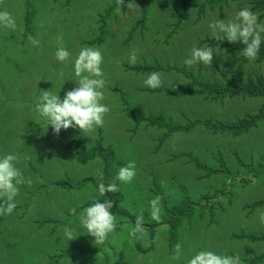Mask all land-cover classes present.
Segmentation results:
<instances>
[{"label":"rangeland","instance_id":"1","mask_svg":"<svg viewBox=\"0 0 264 264\" xmlns=\"http://www.w3.org/2000/svg\"><path fill=\"white\" fill-rule=\"evenodd\" d=\"M140 1L106 14L118 0H0V10L16 19L15 30L0 28V154L18 155L26 177L14 214L0 217V264H187L201 249L264 264V173L258 172L264 120L238 136L213 128L257 113L264 102L218 93L264 79V60L249 61L242 50L210 41V24L234 21L250 2L194 0L178 20L180 0H149L142 20ZM85 46L104 55L102 102L110 108L104 126L92 133H44L35 111L39 96L58 94L65 83L63 98L76 87L72 61ZM58 47L69 49V61L55 59ZM194 47L213 49L210 66L185 64ZM134 50L133 65L128 57ZM61 71L63 80L57 78ZM151 72L162 74L158 89L143 83ZM204 89L209 92L199 94ZM196 120L212 124L184 128ZM130 162L136 176L115 194L116 232L102 246L86 232L67 245L63 231L79 228V211L98 196L96 185L106 177L114 182ZM157 198L160 221L177 218L173 228L153 226L151 202ZM168 209L178 211L173 217ZM141 214L146 235L129 243L128 230Z\"/></svg>","mask_w":264,"mask_h":264},{"label":"clouds","instance_id":"2","mask_svg":"<svg viewBox=\"0 0 264 264\" xmlns=\"http://www.w3.org/2000/svg\"><path fill=\"white\" fill-rule=\"evenodd\" d=\"M118 3L124 4V0H118ZM257 17L258 14L251 9L241 8L236 13L234 21L217 18L209 26L216 39L242 44V56L249 61H254L259 57L261 47L264 45V38H262L264 25L257 22ZM0 28L15 30L16 19L10 12L0 10ZM32 43L37 45L38 41L32 40ZM213 54L211 47H194L191 58L185 60V64L191 66L198 63L210 66ZM137 58V52L134 50L128 57V61L134 65ZM55 59L63 64L71 59V52L66 47H58L55 51ZM103 63L104 55L98 48L85 46L72 61V76L76 87L66 91L63 98L59 93L65 83L58 94L51 90L42 91L35 111L39 120L46 126L44 133H47L49 128L56 136L62 130L66 131L70 128L78 129L82 133H92L104 126L105 117L110 108L102 102L105 99L106 84ZM161 75L159 72H151L144 80V85L150 89L160 88L163 83ZM57 78L63 80L64 72H59ZM18 164V155L0 154V217L13 215L18 207L20 186L26 182L24 172ZM135 176V164L130 162L120 167L116 174L115 181H119V185L115 181L99 182L96 185L98 196L92 197L91 202L79 211V228L65 227L63 231V239L67 245L78 236L85 235L84 232L87 236L94 238V246L106 244L118 227L117 217L113 212L115 201L114 199L101 201L99 197H104L107 193H118L120 186L131 183ZM158 199L151 202V218L157 222L161 219ZM71 211L75 214L77 209L74 208ZM259 219L264 224V214H261ZM145 235L144 216L141 214L136 216L134 225L128 230L129 243L141 242ZM175 251L174 259L179 260L182 254L180 243L175 245ZM187 264H243V261L238 254L228 255L212 249H201L187 259Z\"/></svg>","mask_w":264,"mask_h":264},{"label":"trees","instance_id":"3","mask_svg":"<svg viewBox=\"0 0 264 264\" xmlns=\"http://www.w3.org/2000/svg\"><path fill=\"white\" fill-rule=\"evenodd\" d=\"M130 1H132V0H124V4H120L117 2L113 5H111L107 9L106 14L110 13L112 11H115L117 9H120V8L124 9L127 6V4L130 3ZM192 1H194V0H180L181 10L178 14V20H181L182 18H184L186 16V14L188 12L189 5L191 4ZM230 1L236 2L239 0H202V2L204 4H210V5H217V4L227 3ZM140 2H141V7H142V20H145V18L147 17V11L149 8L148 7L149 6V0H141ZM249 2L251 5V10L253 12L259 13L260 18L264 19V0H249ZM210 41L212 44H216V45L222 44V45H225V46L230 47L231 49H235V50H242L243 49L242 44L229 43L227 41L218 40L215 37L213 39H211ZM256 60H258V61L264 60V45H262L260 55ZM231 82H233V81H231ZM233 84H234V82H233ZM215 87H217V86H215ZM233 87L234 88L231 90L218 88V93L221 95V94H225V93L229 92L231 96L242 95V96H249V97H263V99H264V79L261 76L257 77L256 81L255 80H248L247 82L243 83L242 85H234ZM207 92H209V91H205V89H204L202 92L200 91L199 94L200 93L203 94V93H207ZM210 92H212V90H210ZM182 93L187 94V92H182ZM261 120H264V102L262 103V105L259 108L257 113L248 114L245 116V118L240 119L236 123L228 124V123L218 122L219 125H217V123H214V126L213 125L212 126L215 130L229 131V132L233 133L235 136H238L242 133L248 132L251 128L255 127L258 124V122ZM195 124H204L206 126L207 125L209 126L212 123H210V120H204V121L196 120L194 123L192 122L190 127L187 126L184 128L191 129L195 126ZM179 129H183V127H176L173 130L177 131ZM91 156L92 155H90V157ZM90 157H88V158H90ZM86 160H87V158L84 161H86ZM259 167H260V169H258V172L264 173V165L263 166L260 165ZM253 170H255V169H253ZM104 181H105L104 183H110L112 181V179L106 177V178H104ZM115 196L116 195L113 193H107L104 197L101 198V201H103L104 199H108V198L115 199ZM120 196L122 197V195H120ZM260 203H262V201ZM263 203H264V201H263ZM117 211L119 212V209L116 207V204H114L113 212L117 213ZM177 211H178L177 209H173V212H172L170 209H168L167 213H172L171 216H173V214ZM176 219H177L176 217L173 218V222L171 223L170 222L171 219L169 216V220L156 222L153 224V226L156 227V226H160V225L168 223L173 228L174 227V221H176ZM146 226H147V224L144 223V227H146ZM261 238L264 239V236H262Z\"/></svg>","mask_w":264,"mask_h":264}]
</instances>
